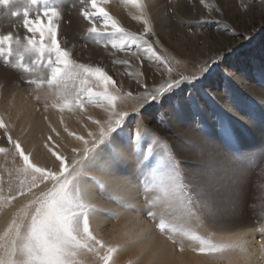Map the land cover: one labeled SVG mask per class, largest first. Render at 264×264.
I'll return each mask as SVG.
<instances>
[{"label":"snow or ice","instance_id":"1","mask_svg":"<svg viewBox=\"0 0 264 264\" xmlns=\"http://www.w3.org/2000/svg\"><path fill=\"white\" fill-rule=\"evenodd\" d=\"M111 2L72 3L84 22L82 38L105 49L108 69L73 58L63 32L65 23L71 24L65 21L64 0H0V14L19 18L11 31L0 30V65L16 73L38 105L34 111L46 127L38 138L51 160V165L38 163L34 150L25 146L36 137L31 124L14 136L17 123L11 113H0V156L6 161L0 171V211L24 198V207L0 235V264H89L88 257L95 264H117L119 254L132 249L139 255L125 264H139L149 255L159 264H183L186 250L215 264H237L238 259L248 264L245 192L251 163L257 153L264 154V145H249L239 120L213 94L227 50L195 60L178 58L161 44L147 0H127L137 10L132 20L142 25L135 31L110 13ZM254 2L264 4L237 0L233 24L219 0H167L162 19L194 35L215 25L234 40H248L244 22ZM184 4L194 13L206 10L196 15L199 31L177 15ZM150 64L158 81L148 76ZM114 76L130 83L126 87ZM259 83L264 87V75ZM7 86L0 83V98ZM230 94L250 122L264 125V108L251 102L241 106ZM15 100L13 92L9 107ZM49 109L57 113L55 122ZM89 109L100 111L93 115ZM153 112V121L177 140L184 128L199 130L203 142L195 170L187 171L171 141L149 127L145 117ZM65 113L77 118L81 131L69 128ZM62 133L71 138L66 150ZM259 175L264 186V167ZM101 201L114 207L105 208ZM100 215L123 243L111 244L98 235L93 219ZM193 222L212 234L201 235ZM216 231L219 240L213 238ZM258 231L264 255V224ZM156 235L171 245L167 257L155 245Z\"/></svg>","mask_w":264,"mask_h":264},{"label":"rangeland","instance_id":"2","mask_svg":"<svg viewBox=\"0 0 264 264\" xmlns=\"http://www.w3.org/2000/svg\"><path fill=\"white\" fill-rule=\"evenodd\" d=\"M72 1L73 0H64V5L65 6L68 5L69 7L71 6L70 8L72 9L73 8L71 4ZM164 3L167 4V0H164ZM220 3L223 6L226 5L224 2H220ZM235 3L237 4V2ZM113 5L120 7V9H122L125 12L126 16L130 20H132L131 18L132 15L136 14V12L134 11L135 8L129 3H127V0H118V2L117 0H113V2H111L108 6L112 7ZM249 7H250L251 12L253 13V18L251 22L245 24L244 26L248 29V35L250 37L248 40H245L243 38L239 40H234L232 39L231 35L223 34L221 31L217 30L215 25L207 26L205 30L197 36L192 34L188 28H185V27L183 28L185 29V32L188 36L190 37L196 36L195 38L199 39L198 44L201 48H203V51L199 53L201 54L199 55V58L216 55L218 50H221L224 48L222 45L223 43H225V47H226L225 50H227L225 52L226 59L221 61L220 66L217 70V73L214 77L216 78L215 80H217V83L219 81L217 87L219 86L221 87V89L220 88H218L217 90L215 89L216 94L215 93L213 94L215 98L219 101L220 106L225 108V110L229 112V115H233L237 120H239V126H240L239 130L243 134L246 142L248 144H256L257 143L256 135H254L253 131L251 132L248 127L249 126L248 123H250V121L247 119L246 116L243 115V113L240 111L237 105L233 104L232 96L230 94V93L235 94L237 101L241 106L246 104L247 102H251L255 104L258 108H264V106L262 105V101H264L263 94H261L263 98L258 97L256 94L255 95L252 94V92L256 88L264 89V87H261L259 83L262 75H264V30H262L261 28L262 20H264V4L254 2ZM109 11L111 14L115 16V14L110 9ZM4 18H10L12 21L14 20L15 22L19 19V18L4 16L3 14H0V21H3ZM228 21L230 24L235 23V22L230 21L229 19ZM134 22L138 23L137 21H134ZM66 25L68 24L66 23ZM191 26L192 28H195L197 31H199L198 25L193 24ZM221 38L223 40H221ZM176 40H177V37H174V38L169 37L168 40L166 39L165 42L163 41V43L161 44L171 52L169 44L173 42L175 43ZM79 41H82V37H79ZM151 65L152 64H150V67ZM152 67H151L152 69L151 71L154 73L153 75H156L155 65H153ZM156 76L159 77L158 75ZM114 78L119 79L117 76H114ZM151 80L154 81L153 79ZM20 89L28 91V87H25V86H21ZM10 98H7L3 104L7 105ZM41 99L43 100L44 98H41ZM27 102L31 104V103H34L35 101L32 100V98L30 97V100L29 101L27 100ZM35 106H38V105L35 104ZM0 108H2V103H0ZM49 110L52 111L53 109H49ZM96 110H99V109H89L91 113L96 112ZM32 111L38 116H41V113L34 111V108L31 109V112ZM2 112L5 114L9 113L8 111L4 112L3 110ZM240 112L242 113L241 117L238 116V113ZM21 113L22 111L20 112L18 116H21L22 115ZM154 115H155V112L148 114L145 117V120L146 122H148L149 127L152 128L154 131L160 132L161 135L165 139L171 141L172 147L178 152L179 158L181 159L182 164L187 171L191 172L195 170L200 164V160L198 156V147H199L198 142L200 139L198 138V135L201 133L199 132V130H193L192 128H184L183 132L181 133V139L177 140L172 136L171 131L160 128L153 121ZM28 116L29 115L27 113V115L22 117V119L23 118L27 119ZM205 118L208 120L209 124L212 123L210 114L205 113ZM26 119L25 120L23 119L24 122L21 121L24 125L27 124ZM195 138H197L196 140H198L197 143L194 141ZM25 146L30 150H34V152L36 153L35 154L36 161L42 156L44 152H46L41 147V145H36L35 147L30 146V145H25ZM66 148L67 146H65V150ZM257 155H259V153L256 154L250 166V172L247 178V187H246L245 201H244V205L246 206H244L245 210H244L243 222L251 221L252 224H256L257 222H260L259 219L263 220L264 218V216L261 215L262 211H264V186H262L259 182L260 181L259 173L262 167H264V159L261 158L260 155L259 156ZM1 158H5V157L0 156V165L2 164L3 161H5V159H1ZM252 191H255V192H252ZM247 194H249L250 196ZM21 199L22 198H19V200ZM22 200H24V198ZM247 201L249 203H247ZM100 203L105 208L110 209L114 207L113 205L108 204L107 202L101 201ZM16 206L17 204L14 202L10 208H6L2 212H0V216L2 215L0 217V227H1L0 235L4 233V230H6L4 228H7V226L9 225L7 224L4 227L3 223L9 220L10 216L12 217ZM101 220H105V223L101 224L100 227L98 228L97 226L100 223L98 224L97 222H101ZM93 227L97 229L98 235H100V237L104 239L106 242L111 243V244L123 243L119 235L116 232L112 231V224L108 221L105 215H100L99 217L94 218ZM192 227L197 228L199 233L204 236H209L213 232V230L207 226L198 227L195 222H193ZM157 236L163 239V237L159 235ZM220 236H221L220 233L216 231V234L213 238L220 237ZM261 238L262 237L257 236L255 238L256 242H259ZM186 247H187V242H186ZM190 253L193 256L202 257V255H196L192 252ZM138 255L139 253L135 249L123 251L117 257V264H125L127 260L129 259L134 260ZM260 258H262L260 259L261 264H264V257H262L261 255ZM146 259H147V256L142 257L139 260V264H145ZM209 259H210L208 260L209 262H212V264H215L214 260H212L211 258ZM88 260H89V264H95L94 258L88 257Z\"/></svg>","mask_w":264,"mask_h":264},{"label":"bare ground","instance_id":"3","mask_svg":"<svg viewBox=\"0 0 264 264\" xmlns=\"http://www.w3.org/2000/svg\"><path fill=\"white\" fill-rule=\"evenodd\" d=\"M209 1L211 3L216 2V0H209ZM147 2H148L150 9H151V16H152L153 20L156 21L155 29H156V32L158 34V38L160 39L161 43H163V41L165 42L166 39L168 40L169 37H173V38L177 37V40L175 43L173 42V43L169 44L170 49H171V53L176 55L178 58L183 57V58H186L188 60L198 59L199 55H201L199 53L201 51H203V48H201L198 44L199 39L195 38L197 35L195 37H190L186 34L185 29L183 27H181L180 25H178L177 23H175L174 21L162 19L163 14L165 12V8L167 7V4L164 3V0H147ZM219 2H224L226 4V5H224V9H225V12L227 14V19L236 23L238 13L236 10V3L235 2H237V1H235V0H219ZM72 3H73V1L71 2V4ZM70 7L68 5H66V6L64 5L65 21L66 22L71 21V24L66 25V23H65V25L63 26V32L67 38V47L73 53V58H75L81 62H84V63H93V64H99L100 63V64H103L104 66H106L108 69H111L112 65L110 63V57L108 56L107 52L105 51V49L102 46L91 43L90 41L85 42V40L83 38H82V41H79V37H82V33L85 30L84 22H83L82 18L79 16L77 9H75V8L71 9ZM109 9L115 14V17L125 27H128L129 29H131L133 31L138 30L142 27V25L140 23L138 24V23L130 20L126 16L125 12L122 9H120V7L113 5L112 7L108 6V10ZM134 11L136 12L137 10L134 9ZM205 12H206V10L201 8L200 13H194L193 11H191L189 9V7L186 4H184L178 9L177 15L181 16V18H183V19L189 20L191 25H193V24H196L195 23L196 15L204 14ZM252 18H253V13L250 10L249 14H248V19L246 20V22H244V26H245V24L251 22ZM14 23H15L14 20L12 21L10 18H4L3 21H0V30H2L4 32L11 31ZM221 40H223V39L221 38ZM222 46L224 47V48L222 47L223 49H226L225 43H223ZM119 55L123 56V54H119ZM152 66L153 65H151V67ZM151 67H150V65H146V70H147L148 76L150 77V79H153L154 81H158L160 79V77L153 75L154 73L151 71L152 70ZM193 70L194 69H192L191 67H189L187 69V71H189V72H191ZM117 77L119 79H123L125 81L126 87L130 83V81L128 80L127 77H123V78H121L119 76H117ZM215 79L216 78H214V80H213L214 81L213 82L214 89H216V90L218 88L221 89V87H219V86L217 87L219 81L217 83V80H215ZM0 83H5L8 85L7 87H5V89L3 91V97L0 98V103H2V108H0V112L3 113L2 110L4 112L8 111L9 113H11V119L17 123V130L14 132V136L21 134L20 133V127L31 124L36 129V137L32 139V142L27 143L26 145H30L33 147H35L36 145H41V141L38 137L42 131L46 132V127H45V124L42 120V117L38 116L33 111L31 112V109L34 108L35 102L31 103V104L27 102V100L28 101L30 100V96L28 93L29 90L27 91V90L20 89L21 86H25V87H27V86L24 84H20V82L18 80H16V73H14L12 70H8V69L4 68L2 65H0ZM16 84H19V87H15ZM258 89L257 88L254 89L252 94L253 95L256 94L258 97H262L261 94H263V97H264V89H261V88H258ZM13 92L16 93V100L14 101L15 106L9 107L8 103H7V105L3 104L7 98L11 97V94ZM214 93L216 94L215 91H214ZM42 94L43 93H41V98H44V95H42ZM262 105L264 106V101H262ZM21 111H22V113H21L22 115L18 116ZM27 113L29 116L27 117V119L23 118L24 120L26 119V122H27V124L24 125L21 121L24 122L22 117L27 115ZM93 113H92L93 115H97L99 113V110H96V112H93ZM241 114H242L241 112L238 113V116L241 117ZM48 115H49L50 119L53 120V122H55L57 120L56 111L49 110ZM65 119H66V123L68 124V126L71 130L81 131V128H80L79 123L77 121V118L75 116H70L68 113H65ZM248 124H249L248 127H249L250 131L251 132L253 131L254 135H256V138H257L256 139L257 141L255 140L257 142L256 144H249V145H253V146L264 145V125L253 123V122H250ZM62 135H64L66 137L65 146H67L71 142V138H67L66 133H62ZM198 138L200 139L198 142V145H200L203 142L202 135L199 134ZM196 139L197 138H195L194 141L197 143L198 140H196ZM46 154L47 153L44 152L42 154V156L40 155L41 157L37 160V162L40 164L51 165V160L49 159V155L48 154L46 155ZM259 155L261 156V158L264 159V154L259 153ZM259 155H257V156H259ZM1 159H5V158H1ZM5 163H6V161H3L2 164L0 165V171L3 170V166L5 165ZM10 166L11 165L9 163L8 167H10ZM252 192H255V191H252ZM247 195H249V194H247ZM22 199L15 202L17 204V206L15 207V210L13 212L12 217L10 216L9 220H7L6 222L3 223L4 227L7 224H9V222L13 218V216L18 215L20 210L24 207V200H22ZM247 203H249V202L247 201ZM261 203H262V201H261ZM244 206H246V205H244ZM0 212H2V211H0ZM247 215H249V214H247ZM243 217H244V215H243ZM259 220H260V222H257L256 224H252L251 221H248V222L244 221V224L249 229H251L247 233L248 264H261L260 259H262V258H260V257L262 254L259 250V243L256 242L255 238L257 236L262 237V234L260 233V231H258V229L261 226V224H264V221H263L264 218H263V220H261V219H259ZM1 223H2V221H1ZM97 223L98 224L100 223L99 225L96 224V225H98L97 227L99 228L101 224L105 223V220H101V222H97ZM4 229H6V228H4ZM214 239L219 240V239H221V236L215 237ZM154 243L157 246L163 247L164 252L162 255H163V257H167V254L170 251L171 245L164 243L163 239L158 237L157 235L155 236ZM190 252H191L190 250H187L183 254V264H212V262L208 261V260H210L208 257L193 256ZM262 257H264V255H262ZM145 264H159V261L153 260V258L149 255V256H147ZM237 264H242V262L238 259Z\"/></svg>","mask_w":264,"mask_h":264}]
</instances>
